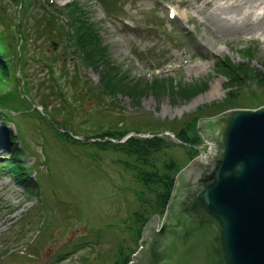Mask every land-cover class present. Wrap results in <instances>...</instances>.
Wrapping results in <instances>:
<instances>
[{
	"label": "rangeland",
	"instance_id": "1",
	"mask_svg": "<svg viewBox=\"0 0 264 264\" xmlns=\"http://www.w3.org/2000/svg\"><path fill=\"white\" fill-rule=\"evenodd\" d=\"M21 1L26 8L20 0H0V28L20 20L28 39L20 65L0 73V97L7 99L0 109L11 119L5 123L0 110V264H112L121 244L126 252L138 246L127 216L139 207V186L120 153L67 143L59 132L80 140L101 128L166 132L167 143L176 144L159 156L183 165L184 148L169 133L185 120L264 106V0L252 7L249 0H111L110 11L98 0H77L124 79L142 87L113 94L99 85L102 66H86L69 43L51 38L61 34L47 20L65 29L62 8L72 0ZM225 19L230 23L222 25ZM247 48L250 59L242 56ZM224 60L252 70L251 78L232 83L237 93L230 104L224 102L229 77L217 68ZM4 124L39 196H30L7 167L13 148L3 144Z\"/></svg>",
	"mask_w": 264,
	"mask_h": 264
},
{
	"label": "water",
	"instance_id": "2",
	"mask_svg": "<svg viewBox=\"0 0 264 264\" xmlns=\"http://www.w3.org/2000/svg\"><path fill=\"white\" fill-rule=\"evenodd\" d=\"M196 129L206 140L204 153L175 176L163 229H155L159 216L144 226L140 257L174 264L167 252H176L174 236L165 230L211 223L223 264H264V106L200 117Z\"/></svg>",
	"mask_w": 264,
	"mask_h": 264
},
{
	"label": "trees",
	"instance_id": "3",
	"mask_svg": "<svg viewBox=\"0 0 264 264\" xmlns=\"http://www.w3.org/2000/svg\"><path fill=\"white\" fill-rule=\"evenodd\" d=\"M107 11L114 8V4L111 0H98ZM26 3L20 0V6L26 8ZM113 5L112 8L109 7ZM63 13L67 19L66 28H61L60 24L53 19L47 20L50 26L57 25L60 32L56 37H51L52 39L61 40L64 43H69L70 47H73L76 53L80 56L86 66H91L94 69L99 65L102 66L106 72L104 79H101L100 87L102 92L113 94L116 89L129 88L130 90L138 91L142 87L140 84H133L124 79L125 72L122 71L120 66L113 62L108 55V48L103 44L100 34L95 28L94 24L87 17L84 9L79 5L77 0H72L68 2L62 8ZM2 17V16H1ZM47 19V18H46ZM53 21V22H52ZM13 26L11 24L3 23V27L0 28V73L7 75L4 71L7 64L12 65L16 62L18 66L22 62V58L25 57V49L27 42V32L23 30V26L20 20L14 21ZM1 23V20H0ZM65 30V31H63ZM19 35V39L16 37ZM52 45V44H51ZM242 56L250 59V49L247 48ZM223 64H217V68L225 73L229 77V90L226 93L224 102L230 104L235 98L236 89L231 88L232 83L240 84L245 79L252 77V70L247 65L242 62L237 64L231 63L228 60H224ZM13 66V65H12ZM111 72H114L115 76H111ZM118 73V74H117ZM113 74V73H112ZM251 75V77H250ZM121 80L122 82L108 80ZM242 78V79H241ZM158 80V81H157ZM156 84L163 86L161 80L155 79ZM164 82V81H163ZM105 83H110L106 85ZM239 87V85H237ZM254 92L253 90H251ZM250 91V92H251ZM28 92V90H23V93ZM20 93V92H19ZM29 94V93H28ZM254 95V93L252 94ZM249 96V95H248ZM250 97V96H249ZM9 100V99H8ZM16 100L23 101L24 98L20 96ZM6 97H0V104L6 102ZM1 111H4L0 109ZM6 114L5 123L9 121L10 117ZM215 114H199L194 115L182 123V126L178 131H172L175 137L179 140V144L184 148L186 162L181 165L175 156H166L159 153L163 151L170 144L167 143L166 135H159L157 130L150 133L152 136L141 137L136 135H131L126 137L129 131H134L135 133H145L142 128H101V131L92 133L85 137L86 140H80L74 138L75 133L70 134L67 132H59L67 143H71L77 146L91 147L96 151H115L120 153L124 158L119 159L123 168L131 172L133 178L138 184V188L135 189V195L139 202V207L137 210L131 212L129 217L131 219V225L134 224V231H131V240L138 242L141 234L142 226L153 214L162 215L167 201L169 199L175 175L177 172L185 166L191 159H193L199 153V146L203 143L201 135L197 132L196 122L200 117H209ZM4 120V118H2ZM11 120V119H10ZM4 135L5 143L13 148L11 156L8 157L7 167L12 172L17 182L21 187H23L30 196L37 194L38 183L33 177H30L26 167L20 160L21 151H17V145L14 141L15 136L9 128L4 124ZM194 130L190 133V128ZM7 128V129H6ZM78 135V134H77ZM81 136V135H78ZM123 139V140H122ZM129 224L127 223V226ZM209 231H206V238L208 241L212 242L211 246V264H223L221 261L220 253L218 251L217 242V228L209 223ZM210 237V238H209ZM128 252H126L125 247L121 244L117 247L116 253L114 255V260L112 264H128L131 255L130 246L127 247Z\"/></svg>",
	"mask_w": 264,
	"mask_h": 264
},
{
	"label": "flooded vegetation",
	"instance_id": "4",
	"mask_svg": "<svg viewBox=\"0 0 264 264\" xmlns=\"http://www.w3.org/2000/svg\"><path fill=\"white\" fill-rule=\"evenodd\" d=\"M164 214V213H163ZM163 214H153L149 217L146 223L142 226L141 236L138 240V246L134 252L130 255V260L128 264H146L145 256L139 255L140 252V240L142 239V232L144 226L149 223L155 216H159V220L156 224V232H159L163 229ZM209 223H205L203 226H200L199 229H195L193 225L190 224H181L178 228H168L165 232L170 233L174 236V249L176 252L173 253L170 248H167V252L172 254V260L174 264H211V244L212 242L208 241L205 234L206 231L210 230L208 227ZM194 230V231H192ZM210 238V237H209ZM189 248L190 252L187 253V256L183 258L182 262L178 260V255L181 252L187 251ZM139 258V259H138Z\"/></svg>",
	"mask_w": 264,
	"mask_h": 264
},
{
	"label": "bare ground",
	"instance_id": "5",
	"mask_svg": "<svg viewBox=\"0 0 264 264\" xmlns=\"http://www.w3.org/2000/svg\"><path fill=\"white\" fill-rule=\"evenodd\" d=\"M184 3H187V0H182ZM260 1H263V0H249V7H252L254 5H257V4H260L261 2ZM206 3H209V0L206 1ZM230 21L225 19V21L223 20L221 22L222 25H225V24H229Z\"/></svg>",
	"mask_w": 264,
	"mask_h": 264
}]
</instances>
